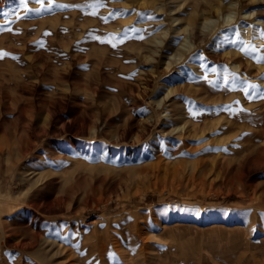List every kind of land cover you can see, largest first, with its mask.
Instances as JSON below:
<instances>
[{
    "label": "rangeland",
    "instance_id": "obj_1",
    "mask_svg": "<svg viewBox=\"0 0 264 264\" xmlns=\"http://www.w3.org/2000/svg\"><path fill=\"white\" fill-rule=\"evenodd\" d=\"M16 1L0 0V264H264V139L248 133L264 0ZM175 106L179 127L208 123L185 143L158 133ZM89 111L112 137L130 128L94 139Z\"/></svg>",
    "mask_w": 264,
    "mask_h": 264
},
{
    "label": "bare ground",
    "instance_id": "obj_2",
    "mask_svg": "<svg viewBox=\"0 0 264 264\" xmlns=\"http://www.w3.org/2000/svg\"><path fill=\"white\" fill-rule=\"evenodd\" d=\"M9 1V0H8ZM12 1V0H11ZM18 1V0H17ZM16 1V2H17ZM11 3V2H10ZM4 4V3H3ZM2 5V4H1ZM4 6V5H3ZM9 6V5H8ZM229 6H232V5H229ZM2 7V6H1ZM207 7V6H206ZM232 8V7H231ZM233 8H234V6H233ZM1 9V8H0ZM203 9V8H202ZM203 10H205V8L203 9ZM202 11V10H201ZM220 9H219V11H218V13L220 14ZM233 13V12H232ZM230 16V15H229ZM255 22H256V19L254 20ZM258 21V20H257ZM259 24V23H258ZM261 24H263V23H261ZM253 25V24H252ZM260 25V24H259ZM253 27V26H252ZM196 30V29H195ZM158 34H161V35H163L162 33H158ZM158 34H156L155 35V37L157 38V39H159L158 40V42L156 43V46H158L159 48H161V50L162 49H164V48H166L165 47V43H164V41H165V39H166V35L164 34L162 37H163V39L161 40L159 37H160V35H158ZM246 34H249V32L248 33H246ZM247 37V36H246ZM194 39V38H193ZM260 39V38H259ZM249 40V39H248ZM260 40H262V39H260ZM261 42V41H260ZM259 42V43H260ZM261 44V43H260ZM181 48V47H180ZM262 49H264L263 47H262ZM186 51V50H185ZM185 51H183V50H180V52H179V57L178 58H175V55H173L172 57H170L169 58V61L166 63V66H167V68H169V66L170 65H172L173 63H176L177 64V61L179 60V59H181V57L182 56H184L186 53H185ZM228 54V53H227ZM230 54V53H229ZM233 54V53H232ZM231 54V55H232ZM234 54H236V53H234ZM234 54L232 55V56H234ZM231 55H230V57H231ZM249 56V55H248ZM240 57V56H239ZM232 58V57H231ZM241 59H243L242 57H240ZM250 58V57H249ZM237 61H239L238 63L240 64V65H243V64H241L240 62L242 61V60H237ZM244 61V60H243ZM251 61H252V59H251ZM245 62V61H244ZM250 62V61H249ZM247 63V62H246ZM252 63V62H251ZM236 64V63H235ZM234 64V65H235ZM174 65V64H173ZM239 65V66H240ZM247 65V64H246ZM245 65V66H246ZM236 66V65H235ZM238 66V65H237ZM249 66V65H248ZM247 67V66H246ZM236 68V67H235ZM245 68V67H244ZM260 69H261V67H260ZM258 70V69H257ZM250 71V70H249ZM239 72V71H238ZM258 78V77H257ZM262 83V82H261ZM145 87H147L146 85H145ZM144 88V87H143ZM147 88H145V90H146ZM144 91V90H143ZM232 96V95H231ZM213 97V96H212ZM220 97V96H219ZM223 97H225V96H223ZM259 97V96H258ZM200 98V97H199ZM215 98L216 99H218L216 96H215ZM215 98H213V99H215ZM226 98H227V96H226ZM226 98H224V99H226ZM201 99V98H200ZM222 99V98H221ZM224 99H222L221 101H223ZM228 99V98H227ZM202 100H203V98H202ZM205 100H208L207 99V97H206V99ZM219 100H220V98H219ZM209 101H210V99H209ZM225 101V100H224ZM251 101V100H250ZM260 101V100H259ZM213 102V101H212ZM175 103H176V100H175ZM205 103H207V101H205ZM210 104V103H209ZM214 104H215V102H214ZM133 105L137 108V107H139L138 105H136V104H134L133 103ZM133 105H132V107H133ZM263 107V106H262ZM264 108V107H263ZM137 111H138V109H137ZM149 112V110L148 109H146V108H142V110L140 111L141 113H148ZM139 111H138V113H140ZM83 113H85V112H83ZM153 111H151V113H150V115H147L146 117H143V118H141V119H139L140 121H138L139 122V124H140V128L142 129V130H146V129H148V128H151L154 124H156L157 125V123H158V121L156 122L155 120V115L153 116ZM183 113L184 112H182L181 111V109L179 108V107H177V106H175V109H173L172 111L170 110V112L168 113L167 112V114H166V119H168V120H166V121H163V123L161 124V126H159L160 128L158 129V133L159 134H161V135H164V136H175L176 138H178L181 142H183V143H185L186 142V140H187V137L188 136H190V135H192V134H196L197 133V130L199 129V130H203L204 128H205V125H207L208 123L207 122H203V123H201V124H203L204 126L202 127L201 125H199L198 124V122H197V124H191V126H185V124H184V126H182V127H179L178 125H177V120H178V117H181L182 115H183ZM159 114V113H158ZM261 116H262V121L260 122L261 124H260V127L257 129H255L254 131H251V132H248V133H252L253 135H254V137H255V139H256V142L258 141V144L260 143V142H262V139H264V114L263 113H261ZM104 117V115L102 116V118ZM239 117H241V114H238V116L237 117H235V118H239ZM102 118L99 116V115H96V114H94L93 112H91L90 113V111H89V113H85L84 115H82L81 116V125H82V129H84L85 128V126H86V124H87V122L89 121V122H91V128L93 129V132H94V135H92L91 137H93L94 139H97V138H99V137H101L102 135H104L105 134V136H106V138H108V140H110V141H113V142H115V143H117L120 139H122L125 135H126V132H127V128H130V126H125V127H123L121 130L120 129H116L115 130V132H114V135H113V137H112V135H109V134H107V133H105V128H108V127H111V125H109V123H111V120L112 119H103L102 120ZM69 119V118H68ZM67 121V120H66ZM66 121H64V120H62V126L59 128H56V127H53L54 128V132H57L56 133V136H61V134L64 132L63 131V129L62 128H64V127H66L67 125H68V123L66 122ZM170 122H175V125H173V124H170ZM33 124V123H32ZM160 125V124H159ZM148 126H151V127H148ZM27 127H29V126H27ZM154 127H155V125H154ZM30 128V127H29ZM157 129V128H156ZM29 131V130H28ZM32 133V132H31ZM248 133H246V134H248ZM31 136V135H30ZM55 136V135H54ZM75 136V135H74ZM62 137V136H61ZM63 138V137H62ZM67 138V137H66ZM112 138V139H111ZM74 139H76L79 143H83L84 142V140L85 139H82V138H80V137H78V136H75L74 137ZM261 140V141H260ZM68 141V140H67ZM109 141V142H110ZM137 141H140L139 139H137ZM256 142H254V139H252V138H249L248 140H247V146H252V145H255V144H257ZM4 141H3V138L1 139L0 138V153L4 150ZM27 144H28V147H27ZM36 144V143H35ZM30 145H31V142H26V150H28V149H30ZM260 147H262L261 149H260V152L256 155V156H254L253 158H250V161H251V164H252V166H255V165H259V164H263L264 163V144L263 145H259ZM251 190V189H250ZM24 230H26V232L28 231V229L27 228H25ZM17 232L18 231H14V230H6V231H4L3 233L5 234V236L6 237H10L11 235H13V234H17ZM27 234V233H26ZM32 239L34 240V241H36L37 240V238H38V236H37V234L36 233H33L32 235ZM19 242V241H18ZM21 243V242H20ZM24 244V243H23ZM22 244V245H23Z\"/></svg>",
    "mask_w": 264,
    "mask_h": 264
},
{
    "label": "snow or ice",
    "instance_id": "obj_3",
    "mask_svg": "<svg viewBox=\"0 0 264 264\" xmlns=\"http://www.w3.org/2000/svg\"><path fill=\"white\" fill-rule=\"evenodd\" d=\"M39 2L41 3V4H43V0H39ZM19 3L21 4V5H25L26 6V4H27V0H19ZM5 16H7V13H5ZM149 19H151V17H148ZM3 30V28L2 27H0V31H2ZM103 42V41H102ZM114 47H115V45H113ZM3 55H6L5 53H0V57H2Z\"/></svg>",
    "mask_w": 264,
    "mask_h": 264
}]
</instances>
